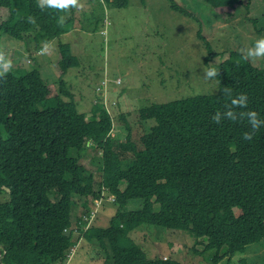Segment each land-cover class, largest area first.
Wrapping results in <instances>:
<instances>
[{
  "label": "trees",
  "instance_id": "obj_1",
  "mask_svg": "<svg viewBox=\"0 0 264 264\" xmlns=\"http://www.w3.org/2000/svg\"><path fill=\"white\" fill-rule=\"evenodd\" d=\"M204 1L226 22L238 7H251L249 0ZM170 2L174 11L187 13ZM39 4L0 0V38L26 42L34 64L36 51L60 75L47 82L41 58L31 68L12 61L16 71L0 75V196L9 194L0 201V264H64L81 238L99 242L105 264H183L148 257L130 237L148 228L170 231V238L172 231L182 232L180 241L214 252L210 264L264 244V125L244 140L251 131L246 118L213 121L231 103L225 88L233 98L248 97L247 108L237 113L254 110L264 120V68L244 58L245 47L219 52L204 39L203 62L219 58L217 92L157 100L138 110L134 123L124 113L114 118L106 101L96 102L88 116L68 85L78 58L62 37L69 24L82 29V6L90 1L63 10ZM114 127H124L125 140L113 138ZM106 197L118 206L109 226L95 227L96 213L85 225L98 209L95 201Z\"/></svg>",
  "mask_w": 264,
  "mask_h": 264
},
{
  "label": "rangeland",
  "instance_id": "obj_2",
  "mask_svg": "<svg viewBox=\"0 0 264 264\" xmlns=\"http://www.w3.org/2000/svg\"><path fill=\"white\" fill-rule=\"evenodd\" d=\"M39 1L44 5L43 0ZM81 1H90V6H82L83 16L78 21L82 29L69 24L62 38L70 43L78 58V64L66 76L67 81L79 110L88 116L96 102L106 101L114 118L124 113L126 121L134 123L138 121V110L158 103L157 100L217 92V75L207 78L204 70L215 68L218 74L219 58L203 62L208 54L204 39L213 50L223 52L251 47L257 38L264 36L257 33V29L264 27V0H249L251 7L237 9L235 18L227 22L204 0H171L187 13L174 11L170 0H130L127 7H118L106 0ZM235 36L237 44L233 45ZM27 46L26 42L9 36L0 38V54L7 52L3 54L5 61H20L24 67L31 68L37 67L41 58L49 76L45 80H58L60 75L49 57L33 51L37 59L34 64L26 52ZM253 63L264 68V58ZM12 68L16 71L17 67L12 65ZM99 90L105 97L99 96ZM113 134L116 139L125 140L127 131L124 127H114ZM7 199L9 194L0 196V201ZM117 208L113 199L106 197L98 207L95 227H108ZM148 230H137L130 235L142 245L148 257L169 258L183 264L211 263L214 252H202L205 246L197 245L194 249L189 242L180 241L185 239L182 232L172 231L170 238L167 233L170 231ZM77 243V251L81 252L77 264H105L106 251L99 247V242L93 244V240L81 238ZM244 260L247 264H264V244L252 245L246 252L225 258L219 264H244Z\"/></svg>",
  "mask_w": 264,
  "mask_h": 264
},
{
  "label": "clouds",
  "instance_id": "obj_3",
  "mask_svg": "<svg viewBox=\"0 0 264 264\" xmlns=\"http://www.w3.org/2000/svg\"><path fill=\"white\" fill-rule=\"evenodd\" d=\"M43 3L47 4L48 7L58 8L61 10L67 9L69 7H79L80 6L79 0H43ZM39 6L42 7L43 5L39 4ZM240 8L241 7H238L237 9L239 10ZM237 9H236V12H238ZM61 22H62V20H61ZM42 51H47V48L45 47L44 49H42ZM240 51L243 54L245 59H251V60L255 61L256 59L264 58V36L257 38L255 40V43L253 46L242 48ZM0 61H3V63L0 64V68L3 69V72H0V75H2L5 72H8L12 68V62L10 60L5 61L3 55H0ZM204 72H205V76L207 78H213L217 75L215 68L205 69ZM97 93L102 95L103 97H105L104 94L100 90L97 91ZM224 94H225V96L230 98L231 103L225 105V111H223V112L217 111L215 113V115L213 116V121L216 124H220L223 119H228L230 121L235 122V121L242 120V119L246 118L249 125L251 126V131L245 132L243 134L242 138L244 140H251L253 137V134L262 125H264V120L260 119L259 114L254 110H248L246 112L241 111L239 113H237L235 111L236 108H247L248 97L246 94H240V95L233 98L232 93H231V89H229V88L224 89ZM107 107H109V106H107ZM111 135L113 136V138L115 140H117L114 137L113 133ZM111 198L112 197L108 198V200H111ZM104 200H105V198L97 199L95 201V203L102 205ZM91 222H93V216L89 215V217L86 218V224L85 225H87L88 223H91ZM94 241L95 240H93V244H94ZM77 252L69 250L67 257H66V261L64 264H70ZM165 260H167V259H165Z\"/></svg>",
  "mask_w": 264,
  "mask_h": 264
},
{
  "label": "bare ground",
  "instance_id": "obj_4",
  "mask_svg": "<svg viewBox=\"0 0 264 264\" xmlns=\"http://www.w3.org/2000/svg\"><path fill=\"white\" fill-rule=\"evenodd\" d=\"M205 47H206V45H205ZM114 200V198H111V200ZM98 207H99V204L97 205ZM97 212H98V209H96L95 211H94V213H93V217H94V215H95V213L97 214ZM126 236H128V235H126ZM139 245V244H138ZM78 247H79V243H77V244H75V245H73L71 248H70V250L71 251H74V252H77V250H78ZM68 252V251H67ZM165 259V258H164Z\"/></svg>",
  "mask_w": 264,
  "mask_h": 264
},
{
  "label": "crops",
  "instance_id": "obj_5",
  "mask_svg": "<svg viewBox=\"0 0 264 264\" xmlns=\"http://www.w3.org/2000/svg\"><path fill=\"white\" fill-rule=\"evenodd\" d=\"M66 34V33H65ZM81 255V252H77L76 255L74 256L73 260L71 261L70 264H77L78 263V260H79V257Z\"/></svg>",
  "mask_w": 264,
  "mask_h": 264
}]
</instances>
